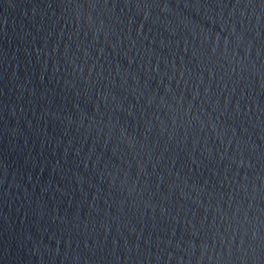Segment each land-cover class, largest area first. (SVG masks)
I'll use <instances>...</instances> for the list:
<instances>
[{
    "label": "water",
    "instance_id": "water-1",
    "mask_svg": "<svg viewBox=\"0 0 264 264\" xmlns=\"http://www.w3.org/2000/svg\"><path fill=\"white\" fill-rule=\"evenodd\" d=\"M178 0H0V264H131Z\"/></svg>",
    "mask_w": 264,
    "mask_h": 264
}]
</instances>
